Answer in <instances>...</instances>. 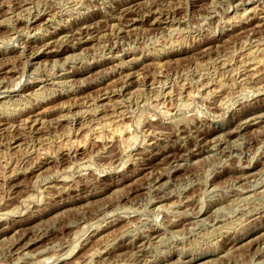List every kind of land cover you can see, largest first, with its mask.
Listing matches in <instances>:
<instances>
[{"label": "rangeland", "instance_id": "1", "mask_svg": "<svg viewBox=\"0 0 264 264\" xmlns=\"http://www.w3.org/2000/svg\"><path fill=\"white\" fill-rule=\"evenodd\" d=\"M103 1L0 0V264H264V0Z\"/></svg>", "mask_w": 264, "mask_h": 264}, {"label": "bare ground", "instance_id": "2", "mask_svg": "<svg viewBox=\"0 0 264 264\" xmlns=\"http://www.w3.org/2000/svg\"><path fill=\"white\" fill-rule=\"evenodd\" d=\"M19 0H12V2H18ZM33 1V0H32ZM71 1V0H70ZM76 1V0H75ZM110 1V0H109ZM67 2V1H66ZM102 2H105V1H103L102 0ZM14 3V4H15ZM99 3V2H98ZM111 4V3H110ZM237 4V3H236ZM260 4V3H259ZM258 4V5H259ZM31 5V4H30ZM37 5V4H36ZM258 5L256 6V7H258ZM60 6V5H59ZM27 7H28V5H27ZM67 7V6H66ZM94 7V6H93ZM7 8V7H6ZM44 8V7H43ZM70 8V7H69ZM250 8V7H249ZM5 9V8H4ZM251 9V8H250ZM249 9V10H250ZM254 9V8H253ZM248 10V9H247ZM246 10V11H247ZM262 10V9H261ZM96 11V10H95ZM235 11V10H234ZM241 11V10H240ZM264 11V10H263ZM41 12H42V9H41ZM85 12V11H84ZM248 12V11H247ZM254 12V11H253ZM236 14V13H235ZM261 14V13H260ZM264 14V13H263ZM12 15V14H11ZM28 15H30V14H28ZM238 15V14H237ZM27 16V15H26ZM50 16V15H49ZM239 16V15H238ZM7 17V16H6ZM10 17V16H9ZM15 17V16H14ZM25 17V16H24ZM77 17V16H76ZM29 18V17H28ZM175 18V17H174ZM36 19V18H35ZM258 19V18H257ZM42 21V20H41ZM234 21H235V19H234ZM37 22V21H36ZM229 22V21H228ZM255 22V21H254ZM257 22V21H256ZM3 23V22H2ZM41 23V22H40ZM68 23V22H67ZM97 23V22H96ZM103 23V22H102ZM34 24V23H33ZM84 24V23H83ZM253 24V23H252ZM181 25V24H180ZM5 26V25H4ZM121 26V25H120ZM135 26V25H134ZM176 26H178V25H176ZM262 26V25H261ZM54 28V27H53ZM178 28V27H177ZM258 28V27H257ZM94 29V28H93ZM111 29V28H110ZM179 29V28H178ZM43 30V29H42ZM180 30V29H179ZM253 30H255L254 29V27H253ZM106 31V30H105ZM104 31V32H105ZM113 31V30H112ZM165 31V30H164ZM163 31V32H164ZM239 31V30H238ZM248 31V30H247ZM64 31H58V29L57 30H55L54 29V31L52 30V32L49 34V35H47V37L45 38L46 40H51V39H55V38H59V36L60 35H62L63 36V33ZM71 32V31H70ZM168 33H169V31H167ZM180 32V31H179ZM255 32V31H254ZM29 33V32H28ZM27 33V34H28ZM38 33V32H37ZM165 33V32H164ZM245 33V32H244ZM243 33V34H244ZM249 33V32H248ZM256 33V32H255ZM31 34V33H30ZM16 35V34H15ZM24 35V34H23ZM68 35V34H67ZM88 35V34H87ZM162 35V34H161ZM41 36V35H40ZM100 36V35H99ZM257 36V35H256ZM255 36V37H256ZM12 37V36H11ZM255 37H253V38H255ZM17 38V37H16ZM85 38V37H84ZM257 38V37H256ZM63 39V38H62ZM112 39V38H111ZM252 39V38H251ZM7 40V39H6ZM9 40V39H8ZM14 40V39H13ZM56 40V39H55ZM258 40V39H257ZM15 41V40H14ZM13 41V42H14ZM25 41V40H24ZM115 41V40H114ZM251 41V40H250ZM4 42V41H3ZM16 42V41H15ZM171 42V41H170ZM173 42V41H172ZM171 42V43H172ZM259 42V41H258ZM42 43V42H41ZM157 43V42H156ZM1 44V43H0ZM30 44V43H29ZM36 44V43H35ZM106 44V43H105ZM257 44V43H256ZM255 44V45H256ZM261 44V43H260ZM34 45V44H33ZM38 45V44H37ZM99 45V44H98ZM22 46V45H21ZM256 47V46H255ZM155 48H156V46H155ZM162 49V48H161ZM170 49V48H169ZM263 49V48H262ZM39 50V49H38ZM107 50V49H106ZM108 51V50H107ZM250 51V50H249ZM258 51V50H257ZM120 52V51H119ZM204 52V51H203ZM248 52V51H247ZM73 53V52H72ZM80 53V52H79ZM113 53H115V52H113ZM250 53V52H249ZM24 54V53H23ZM171 54V53H170ZM254 54V53H253ZM76 55V54H75ZM136 55V54H135ZM255 55V54H254ZM30 56V55H29ZM155 56V55H154ZM163 56V55H162ZM207 56V55H206ZM242 56V55H241ZM257 56V55H256ZM67 57H68V55H67ZM75 57V56H74ZM101 57V56H100ZM138 58V57H137ZM252 58V57H251ZM260 58V57H259ZM238 59V58H237ZM255 59V58H254ZM46 60V59H45ZM154 60V59H153ZM223 60V59H222ZM227 60V59H226ZM253 60V59H252ZM260 60V59H259ZM262 60V59H261ZM39 61V60H38ZM158 61V60H157ZM164 61V60H163ZM247 61V60H246ZM249 61V60H248ZM258 61V60H257ZM37 62V61H36ZM46 62V61H45ZM161 62V61H160ZM147 63V62H146ZM159 63V62H158ZM219 63V62H218ZM220 63H221V61H220ZM248 63V62H247ZM254 63V62H253ZM62 64V63H61ZM130 64V63H129ZM149 64V63H148ZM147 64V65H148ZM225 64H226V62H225ZM224 64V65H225ZM63 65V64H62ZM238 65V64H237ZM38 66V65H37ZM120 66V65H119ZM158 66V65H157ZM218 66V65H217ZM253 66V65H252ZM251 65H250V67H252ZM39 67V66H38ZM59 67V66H58ZM71 67V66H70ZM214 67V66H213ZM256 67V66H255ZM69 68V67H68ZM80 68V67H79ZM207 68V67H206ZM252 69V68H251ZM36 70V69H35ZM63 70V69H62ZM245 70V69H244ZM254 70V69H253ZM113 72V71H112ZM137 72V71H136ZM139 72V71H138ZM233 72H235V71H233ZM243 72V71H242ZM213 73H214V71H213ZM232 73V72H231ZM248 73V72H247ZM254 73V72H253ZM5 74V73H4ZM52 74V73H51ZM50 74V75H51ZM135 74V73H134ZM223 74V73H222ZM221 74V75H222ZM120 75H121V73H120ZM214 75V74H213ZM230 75V74H229ZM237 75V74H236ZM245 75V74H244ZM167 76V75H166ZM202 76V75H201ZM250 76V75H249ZM170 77V76H169ZM203 77V76H202ZM242 77V76H241ZM1 79H2V77H0ZM208 78V77H207ZM217 78V77H216ZM64 79H66V78H64ZM68 79V78H67ZM75 79V78H74ZM104 79V78H103ZM109 79V78H108ZM121 79V78H120ZM193 79V78H192ZM222 79V78H221ZM143 80V79H142ZM161 80V79H160ZM163 80V79H162ZM166 80V79H165ZM218 80V79H217ZM245 80V79H244ZM94 81V80H93ZM110 81H112L111 79H110ZM129 81V80H128ZM150 81V80H149ZM155 81V80H154ZM195 81V80H194ZM193 81V82H194ZM207 81V80H206ZM212 81V80H211ZM1 82V81H0ZM54 82V81H53ZM108 82V81H107ZM217 82V81H216ZM59 83V82H58ZM64 83V82H63ZM81 83V82H80ZM160 83V82H159ZM190 83V82H189ZM200 83V82H199ZM9 84V83H8ZM19 84V83H18ZM17 84V85H18ZM69 84V83H68ZM73 84V83H72ZM163 84V83H162ZM172 84V83H171ZM195 84V83H194ZM219 84V83H218ZM223 84V83H222ZM251 84V83H250ZM61 85V84H60ZM164 85V84H163ZM50 86V85H49ZM53 86V85H52ZM71 86V85H70ZM97 86V85H96ZM95 86V87H96ZM103 86V85H102ZM165 86V85H164ZM171 86V85H170ZM186 86V85H185ZM222 86V85H221ZM243 86V85H242ZM3 87V86H2ZM32 87V86H31ZM48 87V86H47ZM145 87V86H144ZM252 87V86H251ZM16 88V87H15ZM38 88V87H37ZM57 88V87H56ZM65 88V87H64ZM115 88V87H114ZM138 88V87H137ZM136 88V89H137ZM142 88V87H141ZM159 88V87H158ZM169 88V87H168ZM187 88V87H186ZM221 88V87H220ZM66 89H68V88H66ZM104 89V88H103ZM133 89V88H132ZM210 89V88H209ZM39 90V89H38ZM141 90V89H140ZM150 90V89H149ZM155 90V89H154ZM153 90V91H154ZM167 90V89H166ZM215 90V89H214ZM223 90V89H222ZM35 91V90H34ZM132 91V90H131ZM133 91H135V90H133ZM2 92V91H1ZM104 92H105V90H104ZM35 93V92H34ZM56 93V92H55ZM138 93V92H137ZM199 93V92H198ZM198 93H196V94H198ZM25 94V93H24ZM31 94V93H30ZM39 94H40V91H39ZM184 94V93H183ZM241 94V93H240ZM1 95H2V93H1ZM34 95V94H33ZM44 95V94H43ZM103 95V94H102ZM106 95V94H105ZM122 95V94H121ZM153 95V94H152ZM155 95V94H154ZM159 95V94H158ZM161 95V94H160ZM166 95V94H165ZM190 95V94H189ZM209 95V94H208ZM99 96V95H98ZM97 96V97H98ZM104 96V95H103ZM117 96V95H116ZM170 96V95H169ZM206 96V95H205ZM29 97V96H28ZM34 97V96H33ZM128 97V96H127ZM153 97V96H152ZM191 97H192V95H191ZM16 98V97H15ZM20 98V97H19ZM49 98V97H48ZM93 98V97H92ZM108 98H110V97H108ZM137 98V97H136ZM154 98V97H153ZM167 99V98H166ZM183 99V98H182ZM211 99V98H210ZM115 100H119V99H115ZM137 100V99H136ZM179 99H178V96H177V101H178ZM99 101V100H98ZM10 102V101H9ZM18 102V101H17ZM34 102V101H33ZM92 102V101H91ZM94 102H95V100H94ZM145 102V101H144ZM156 102V101H155ZM174 102V101H173ZM97 103V102H96ZM218 103V102H217ZM64 104V103H63ZM141 104V103H140ZM154 104V103H153ZM167 104V103H166ZM184 104V103H183ZM4 105V104H3ZM27 105H28V103H27ZM61 105V104H60ZM70 105V104H69ZM81 105V104H80ZM91 105V104H90ZM156 105V104H155ZM19 106V105H18ZM121 106V105H120ZM82 107V106H81ZM154 107V106H153ZM25 108V107H24ZM127 108V107H126ZM79 109V108H78ZM84 109H85V107H84ZM124 109V108H123ZM157 109V108H156ZM16 110V109H15ZM26 110V109H25ZM76 110V109H75ZM102 110H104V109H102ZM101 110V111H102ZM121 110V109H120ZM164 110V109H163ZM162 110V111H163ZM166 110V109H165ZM28 111V110H27ZM77 111H79V110H77ZM91 111V110H90ZM98 111V110H97ZM262 111V110H261ZM6 112V111H5ZM36 112V111H35ZM86 112H87V110H86ZM260 112V111H259ZM27 113V112H26ZM64 113V112H63ZM84 113V112H83ZM121 113V112H120ZM251 113V112H250ZM35 114V113H34ZM67 114V113H66ZM253 114V113H252ZM65 115V114H64ZM70 115V114H69ZM90 115V114H89ZM102 115H104L103 113H102ZM99 116V115H98ZM110 116V115H109ZM122 116V115H121ZM127 116V115H126ZM40 117V116H39ZM38 117V118H39ZM43 117V116H42ZM246 117H248V116H246ZM257 117L258 116H252V117H250L249 119H246V120H242L241 121V124L243 123V125H246V124H248L249 123V121H251V120H255V119H257ZM37 118V117H36ZM95 118V117H94ZM116 118V117H115ZM41 119V118H40ZM67 119V118H66ZM114 119V118H113ZM241 119V118H240ZM71 120H73V119H71ZM102 120V119H101ZM104 120H106V119H104ZM4 121V120H3ZM38 121V120H37ZM76 121V120H75ZM98 121V120H97ZM108 121V120H107ZM1 122V121H0ZM14 122V121H13ZM50 122V121H49ZM117 122V121H116ZM254 122V121H253ZM102 123V122H101ZM119 123H121V122H119ZM124 123H126V122H124ZM2 124V123H1ZM81 124V123H80ZM96 124V123H95ZM256 124V123H255ZM15 125V124H14ZM32 125V124H31ZM41 125V124H40ZM85 125V124H84ZM83 125V126H84ZM91 125V124H90ZM124 125V124H123ZM78 126V125H77ZM126 126L127 125H125L124 127H125V129H126ZM52 127V126H51ZM93 127V126H92ZM91 127V128H92ZM97 127H98V125H97ZM110 127H112V126H110ZM128 127V126H127ZM30 128V127H29ZM100 128V127H99ZM115 128V127H114ZM119 128V127H118ZM123 128V127H122ZM183 128V127H182ZM256 128H257V126H256ZM36 129V128H35ZM79 129V128H78ZM87 130V129H86ZM85 130V131H86ZM96 130V129H95ZM99 130V129H98ZM97 130V131H98ZM119 130V129H118ZM129 130V129H128ZM149 130V129H148ZM8 131V130H7ZM78 131V130H77ZM112 131H113V129H112ZM114 131H115V129H114ZM119 131H122V132H119V134L120 133H124L123 131H125V130H119ZM150 131V130H149ZM148 131V132H149ZM87 132V131H86ZM129 132V131H128ZM113 133V132H112ZM117 133H118V131H117ZM89 134V133H88ZM98 134V133H97ZM188 134H189V132H188ZM87 135V134H86ZM95 135V134H94ZM122 135V134H121ZM149 135V134H148ZM88 136V135H87ZM49 137V136H48ZM120 137V136H119ZM163 137V136H162ZM30 138V137H29ZM44 138V137H43ZM92 138V137H91ZM126 138V137H125ZM87 139V138H86ZM39 140V139H38ZM42 140V139H41ZM93 140V139H92ZM126 140V139H125ZM149 141V140H148ZM221 141V140H220ZM22 142V141H21ZM150 142V141H149ZM33 143V142H32ZM143 144H144V142H143ZM232 144V143H231ZM45 145V144H44ZM213 145V144H212ZM42 146V145H41ZM46 146V145H45ZM233 146V145H232ZM231 146V147H232ZM225 147V146H224ZM48 148V147H47ZM69 149H70V147H69ZM206 149H207V147H206ZM77 150V149H76ZM205 150V149H204ZM217 150V149H216ZM221 150V149H220ZM2 151V150H1ZM44 151V150H43ZM225 151V150H224ZM45 152V151H44ZM158 152V151H157ZM206 152V151H205ZM215 152V151H214ZM234 152V151H233ZM165 155H167V154H165ZM42 156V155H41ZM138 156V155H137ZM44 157V156H43ZM221 157V156H220ZM206 158V157H205ZM228 158V157H227ZM210 159V158H209ZM51 160V159H50ZM43 162V161H42ZM186 164V163H185ZM174 165V164H173ZM173 168V167H172ZM186 168V167H185ZM238 168V167H237ZM169 170V169H168ZM41 172V171H40ZM166 173V172H165ZM164 173V174H165ZM264 174V173H263ZM242 176V175H241ZM262 177H264V175L262 176ZM251 180V179H250ZM249 181V180H248ZM258 181V180H257ZM154 182V181H153ZM256 182V181H255ZM164 183V182H163ZM170 183V182H169ZM248 184V183H247ZM252 185V184H251ZM146 186V185H145ZM144 187V186H143ZM239 187H240V185H239ZM243 188V187H242ZM247 188V187H246ZM173 190V189H172ZM171 190V191H172ZM174 191V190H173ZM250 191V190H249ZM61 192H63V191H61ZM237 192V191H236ZM240 192V191H239ZM252 193H254L255 194V192H252ZM242 195V194H241ZM218 196V195H217ZM237 197V196H236ZM153 199V198H152ZM151 199V200H152ZM246 199V198H245ZM183 200V199H182ZM66 201V200H65ZM237 202V201H236ZM160 206V205H159ZM203 207V206H202ZM221 207V206H220ZM218 209V208H217ZM10 211V210H9ZM13 211V210H12ZM11 212V211H10ZM253 212V211H252ZM255 212V211H254ZM256 214V213H255ZM248 215H249V213H248ZM7 217V216H6ZM179 217V216H178ZM250 217V216H249ZM169 222H171V221H169ZM105 225V224H104ZM223 227V226H222ZM225 229V228H224ZM220 231V230H219ZM126 233V232H125ZM233 233V232H232ZM40 234V233H39ZM127 234V233H126ZM133 234V233H132ZM219 234V233H218ZM43 235V234H42ZM124 235V234H123ZM135 235H136V233H135ZM125 236V235H124ZM134 236V235H133ZM238 236V235H237ZM118 238H119V236H118ZM85 239V238H84ZM127 239V238H126ZM129 240V239H128ZM214 241V240H213ZM116 242V241H115ZM162 242V241H161ZM109 243H111V242H109ZM159 243V242H158ZM235 243V242H234ZM157 244V243H156ZM159 244H161V243H159ZM216 244V243H215ZM222 244V243H221ZM260 244V243H259ZM158 246V245H157ZM160 246V245H159ZM74 247H75V245H74ZM73 248V247H72ZM102 249V248H101ZM104 249H105V247H104ZM229 249V248H228ZM99 250V249H98ZM230 250V249H229ZM102 251V250H101ZM101 251H99V252H101ZM53 253V252H52ZM55 253V252H54ZM53 253V254H54ZM118 253V252H117ZM56 254V253H55ZM138 254V253H137ZM39 255V254H38ZM72 255V254H71ZM70 255V256H71ZM99 255V254H98ZM107 255V254H106ZM96 256V255H95ZM34 257H36V256H34ZM33 257V258H34ZM38 257V256H37ZM43 257V256H42ZM46 257V256H45ZM53 257H55V256H53ZM52 257V258H53ZM57 257V256H56ZM47 258V257H46ZM49 258V257H48ZM66 258V257H65ZM93 258V257H92ZM98 258V257H97ZM103 258V257H102ZM135 258V257H134ZM133 258V259H134ZM161 258V257H160ZM109 259H110V257H109ZM33 260V259H32ZM43 260H45V258L43 259ZM96 260V259H95ZM153 260V259H152ZM48 261V260H47ZM100 261H103V260H100ZM107 261V260H106ZM31 262V261H30ZM40 262V261H39ZM49 262V261H48ZM94 262V261H93ZM43 263V262H42ZM47 263V262H46ZM55 263V262H54ZM24 264V263H23ZM26 264V263H25ZM95 264V263H94ZM107 264V263H106ZM116 264V263H115Z\"/></svg>", "mask_w": 264, "mask_h": 264}]
</instances>
